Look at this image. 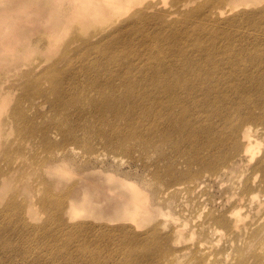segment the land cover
I'll list each match as a JSON object with an SVG mask.
<instances>
[{
	"label": "rangeland",
	"instance_id": "obj_1",
	"mask_svg": "<svg viewBox=\"0 0 264 264\" xmlns=\"http://www.w3.org/2000/svg\"><path fill=\"white\" fill-rule=\"evenodd\" d=\"M77 1L1 0L0 3V133H7L6 147L0 143V176L4 174L11 178L12 186L20 189L7 193L0 199V205L16 192L21 200L25 198L33 207L30 210L34 215L29 211L26 214L28 222L35 225V229L47 228L58 236L53 245L49 236H34L31 239L33 249L19 253L17 260L21 264H264L262 185L253 187L255 190L251 195L254 194L255 200L261 197L263 204L259 210L252 212L247 207L242 209L248 215L240 221L241 228L230 233V229L218 221L214 226L219 227L220 231L214 239L201 233L208 215L210 220L214 216L227 219L230 215L240 194L239 183L252 175L250 169L247 174L243 171L245 162L231 161L234 173L225 176L222 169L214 173L202 170L198 164L190 165L174 151L169 141L148 145L144 154L143 138L132 140L129 152L106 144L99 136L68 143L63 139L62 128L50 120L53 112L50 100L54 93L49 96H28L18 78L21 72L43 71L45 78L42 83L43 87H47L50 79L45 72L46 66H53V76L62 77L57 70L68 74L70 61L75 64L82 61L83 56L78 48L85 40L90 42L88 46L91 45L93 49L107 51L106 47L113 38L118 35L136 37V33L128 32L147 27L148 22H153L147 27L152 32L159 30L161 18L176 19L192 15L207 18L215 2L195 0L177 6L172 4V0H144L143 4L129 0H108L105 3L104 0H92L105 5L106 12L99 14L101 20L83 25L75 18L76 12H79L77 6L80 5ZM150 2V12H133L138 5L142 7ZM261 5L260 1H247L236 6L227 5L226 9L231 11L224 14L215 12V15L219 13L220 18L226 19L224 24L229 21L233 24L228 32H221V35L232 37L241 34L244 29H240L239 25L247 23L250 26L254 18L259 22L264 21V15L237 12L239 7L250 9ZM141 14L148 20H142ZM104 18L107 20L102 23ZM237 23L238 26L233 29ZM255 39L246 38L245 42ZM200 41L202 45L207 43L204 37ZM66 49L71 53L69 60L62 58ZM93 52L91 59L100 57L99 51ZM63 66H67L66 69ZM73 74L63 80L64 86H76L88 81L84 75L77 79ZM102 77L106 81V76ZM103 84L104 91L111 93L110 86ZM5 90L10 93H4ZM85 94L90 98L99 96L93 86L88 87ZM17 101L19 104L15 106ZM86 106L84 121L114 125L111 113L96 112L93 105L88 103ZM70 110L69 116L78 115L75 106ZM20 113L27 117L26 121L32 119L34 122L32 132L21 130L20 125L17 129L16 117ZM164 120L160 118L161 122ZM137 126L148 129L151 126L149 117L142 118ZM228 130V127L224 129ZM121 131V128L117 129V135ZM76 133L82 139L88 138V132L83 128ZM172 137L178 139L179 135ZM257 146L256 150L264 148V140ZM190 170L195 173L193 191H189L186 185L165 191L163 187H158L162 182L159 180L166 181L175 172L189 173ZM259 177L254 174L257 181ZM121 180L124 184L120 183ZM126 182L145 191L151 217L148 215L143 220L137 218L139 221L128 216L115 218L114 209L131 193V184ZM47 192L66 198L63 223L42 207L40 197ZM71 201H77V204L70 206ZM259 215L261 218L243 231V225L251 224ZM116 227H119L117 237L106 235L108 228ZM61 251L64 254L53 257ZM157 251L162 254L158 255ZM92 253L97 255L96 261L91 257ZM39 254H44V257L39 258ZM144 256L146 259L141 261L140 257ZM33 257L37 262L32 260Z\"/></svg>",
	"mask_w": 264,
	"mask_h": 264
},
{
	"label": "bare ground",
	"instance_id": "obj_2",
	"mask_svg": "<svg viewBox=\"0 0 264 264\" xmlns=\"http://www.w3.org/2000/svg\"><path fill=\"white\" fill-rule=\"evenodd\" d=\"M129 1L144 3V0ZM193 1L195 0H172V4L181 6ZM247 1H260L262 5L250 9L239 7L237 12L264 15V0H212L215 4L207 18L194 15L176 19L161 18L159 30L152 32L147 27L153 22H148L147 27L128 32L136 33V37L118 35L113 38L106 47L107 51L93 49L91 45L88 46L90 42L85 40L78 48L83 59L78 64L70 61L68 74L57 70L62 77L55 74L53 76V66H46L45 72L50 79L47 87H43V71L21 72L23 76L18 75V78L28 96H49L54 93L55 96L50 100L53 109L50 120L62 128L63 139L68 143L99 136L106 144L124 148L129 152L132 140L143 138L141 144L144 154L151 144L169 141L174 151L183 156L190 165L198 164L202 170L214 173L222 169L225 176L234 173L230 166L231 161L245 162L243 171L247 174L250 169L252 175L239 183L240 194L228 218L214 216L210 220L208 215L202 224L201 233L214 239L215 234L220 231L219 227L214 226L218 221L224 223L230 233L234 232L242 227L240 221L248 215L242 211L244 207L252 212L259 210L263 204L261 197L255 200L251 193L255 190L253 187L262 185L260 191L264 195V148L256 150L257 144L264 140V131L261 130L264 129V21L259 22V19L254 18L250 26L242 23L239 27L244 29L243 32L231 37L221 35V32H228L232 22L224 24L226 19L222 16L220 18L219 13L215 15V12L224 14L223 12L231 11L226 9L227 5L236 6ZM77 2L80 5L77 6L79 12H76L75 18L83 25L101 20L99 14L106 12L105 5L92 0ZM105 2L108 0H104ZM151 5V2L142 7L138 5L133 12H150ZM195 10L198 11L197 8ZM140 18L148 20L144 14ZM106 20L102 19V23ZM237 26L238 23L233 29ZM202 37L207 39L206 44L200 43ZM254 37L255 41L245 42L246 38ZM94 50L99 51L100 57L91 59ZM62 58L69 60L70 51L66 49ZM63 67L66 69L67 66ZM71 73L77 79L84 75L88 81L76 86H64L63 80ZM102 75L106 76V81L102 80ZM103 83L110 86L111 93L104 91ZM90 86L97 90L99 96L90 98L85 94ZM4 93L10 91L5 90ZM1 103L5 104L2 100ZM87 103L93 105L96 112L111 113L114 125H97L84 121ZM18 104L19 101L15 106ZM72 106L78 109L76 117L69 116ZM144 117H149L151 126L148 129L136 127ZM160 118L165 120L161 122ZM26 119L22 113L18 114L17 129L20 125L21 130L32 132L34 122ZM227 127L229 130L224 131ZM82 128L88 132L86 139L77 136L76 131ZM120 128L121 134L117 135L116 130ZM177 135L178 139L172 137ZM6 136L7 133H0L1 146L6 147ZM186 143L188 144L185 146ZM254 174L260 175L258 181L254 179ZM3 175L0 176V199L12 190H20L12 186L11 178ZM194 175L192 170L189 173L175 172L166 181L159 180L163 183L159 182L158 187H163L165 191L171 187L177 189V186L186 185L189 191H193V186L196 185L192 181ZM120 183L124 184V181L121 180ZM126 183L131 184V193L114 209L115 218L128 216L139 221L137 218L143 220L148 215L151 217L145 191L136 189L132 183ZM16 192L0 205V264H21L17 257L19 253L33 249L31 239L34 236H49L52 238L51 245L58 240L55 231L47 228L35 229V225L28 222L26 214L29 211L34 215L30 210L33 207L25 198L21 200ZM40 203L54 219L64 222L63 208L66 206V198L47 192L40 197ZM69 203L70 206H75L77 201ZM260 218L259 215L251 224H244L243 231L248 230ZM118 232L119 227L108 228L106 235L114 238ZM61 254L64 252L61 251L53 257ZM157 254L161 255L162 252L157 251ZM43 257L44 254H39V258ZM91 257L94 261L98 259L94 253ZM145 259V256L140 257L141 261Z\"/></svg>",
	"mask_w": 264,
	"mask_h": 264
}]
</instances>
